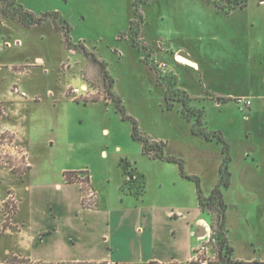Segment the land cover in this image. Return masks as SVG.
<instances>
[{"label": "rangeland", "instance_id": "rangeland-1", "mask_svg": "<svg viewBox=\"0 0 264 264\" xmlns=\"http://www.w3.org/2000/svg\"><path fill=\"white\" fill-rule=\"evenodd\" d=\"M18 2L37 15L60 13L72 28L71 39L76 48H68L63 33L56 31L51 22L32 29L10 18L6 20L7 28L0 26V43L5 34L11 35L12 43L17 38L23 42L20 47L4 49L0 56V63L4 65L0 87L6 92L17 81L10 72V64L24 66L25 75L18 83L30 97H35L34 102L28 103L26 126L37 161V183L53 184L62 180L64 172L89 170L96 184L114 191L118 189L126 161L140 171L155 170L159 163L142 155L141 144L131 136L132 124L124 121L118 112L109 95L111 90L122 101L127 114L138 122L142 134L166 143L167 154L184 160L185 167L200 177L204 189L207 182L211 183L214 171L219 174L222 145L216 138L206 141L193 134L194 120L185 118L182 103L170 100L167 94V75L176 76L175 88L185 90L192 97L193 108L204 110L203 123L207 130L232 124L237 127L229 138L233 155L230 165L234 170L241 164L244 149L252 144L240 138L239 128L247 124L251 111L244 102H234L232 97L249 96L255 112L261 101L264 104V5L258 0H250L245 9L229 15L217 8H230L235 0ZM135 11L143 18L138 41L145 49L140 50L134 47L130 30L131 21H140ZM0 19H4L1 7ZM176 52L189 55L200 68L192 70L190 65H177ZM38 57L44 60L42 65H35ZM148 58L164 63H160V80L146 61ZM46 68L48 75L43 71ZM74 74L82 75L91 88V95L74 98L70 90L80 87ZM49 90L54 91V97L48 96ZM214 95L231 101L217 107L215 101L208 99ZM257 97L260 102L256 101ZM263 106L253 115L261 127L264 126ZM6 110L8 120L11 112L7 107ZM104 129L109 130V137ZM256 143V148L264 150V137ZM4 172L0 168V174ZM85 178L86 175L81 176L82 180ZM224 194L234 257L264 261V182L244 188L234 179L233 186ZM95 198L94 193L92 200ZM251 198L257 199L255 217L249 205ZM241 213L250 219L246 224ZM2 218L4 221V215ZM16 244L0 228V264L13 260L5 248L14 249ZM210 256L212 263L218 262L217 246L210 248Z\"/></svg>", "mask_w": 264, "mask_h": 264}, {"label": "crops", "instance_id": "crops-1", "mask_svg": "<svg viewBox=\"0 0 264 264\" xmlns=\"http://www.w3.org/2000/svg\"><path fill=\"white\" fill-rule=\"evenodd\" d=\"M7 19L10 18L0 19L1 27H8ZM49 23L47 21L32 29L45 27ZM10 38H12L10 34L2 35L0 56L4 49L20 47L23 43L19 38L12 43ZM181 57L191 63L181 61ZM174 58V62L179 66L184 67V64H187L192 66V70L200 68L199 63L189 55L176 52ZM43 62L44 60L38 57L35 65H42ZM3 68L4 65L0 63V72ZM9 69L17 78L14 84L20 86L19 78L26 72L24 66L12 63ZM43 71L45 75L49 74L48 68ZM73 77L78 78L76 80L80 82V86L87 84L82 75L74 74ZM22 90L26 92V89ZM54 94V91H48L49 97H54ZM34 98L28 95V99L22 100L13 96L10 90L5 92L0 87V103L11 112L8 120L0 121V132L9 128L23 136L31 164L23 176L8 172L0 174V228L3 234L17 242L14 249L6 247L5 253L13 259L25 260L29 264H190L196 250L208 239L206 228H209L212 235V218L200 208L196 184L184 178L176 164L170 167L166 165L167 162L150 159L143 153L144 157L159 163L151 172L135 168L136 175L141 176L145 182L143 193H137L134 189H124L127 180L124 174L117 183L118 189L112 191V188L109 189L106 185L104 187L103 184H96L89 170L71 172L89 173V184L86 189L96 194V198L91 201L88 199L84 201L81 183H68L65 180L64 174L67 172L63 173L62 180L57 183H37L35 176L37 161L32 152L33 141L26 126L29 120L28 103L34 102ZM232 98L234 102H238L236 100L239 98L251 99L246 95H235ZM257 98L256 101L260 102V97ZM208 99L215 101L217 107L231 101L230 99L224 102L223 100L228 99L221 95L209 96ZM24 101L26 102L23 104ZM262 102L260 107L264 105ZM253 105L251 101V106L247 107L251 111V116L246 120L247 124L238 127L240 138L249 140L252 145L244 149L239 166L233 170L229 164L230 187L223 189V193L233 186L234 179L239 180L244 188L259 186L264 182V150L256 148L255 145L258 139L264 137V126L261 127L260 121L253 119V115L260 112V107L255 112ZM234 129L237 127L232 124L231 127H219L214 131L221 132L229 143ZM103 132L109 134L108 129H104ZM232 156L230 147L231 162ZM222 158L224 159V155ZM221 167L219 174L214 171L211 175V183L207 182L204 186L206 195L210 194L220 181ZM185 171L188 175L198 176L189 168L185 167ZM9 190L15 195L17 209L10 220V227L5 229L2 215ZM256 201V198H251L249 202L255 211L254 217L257 213L254 206ZM241 218L245 224L250 220L245 213H241ZM227 222L228 217L226 227ZM201 228L205 229L204 235H201ZM227 237L233 247L229 230ZM234 259L249 264H264V261H244L235 257Z\"/></svg>", "mask_w": 264, "mask_h": 264}, {"label": "trees", "instance_id": "trees-1", "mask_svg": "<svg viewBox=\"0 0 264 264\" xmlns=\"http://www.w3.org/2000/svg\"><path fill=\"white\" fill-rule=\"evenodd\" d=\"M260 4L264 5V0H258ZM250 3V0H235V5L230 8H217L223 11L225 14L229 15L233 11L237 9H245ZM216 6L218 3L215 2ZM0 7L2 11V15L4 18H13L18 20L25 27H36L44 24L49 21L53 24L54 28L58 32H62L64 35V40L70 48V50H76L74 43L71 39V26L67 23V21L61 16L60 13H47L37 15L32 11L24 8L18 0H0ZM239 7V8H238ZM136 12V16L140 19L131 21L130 30L132 33V42L134 47L138 50L145 49V47H141L138 41V36L140 33V25L143 22V18ZM140 22V23H139ZM83 51L88 52L83 44L79 45ZM93 56V55H92ZM149 56H152L150 51ZM94 57V56H93ZM148 64L151 65L152 69L158 75V79H161V69L160 63L155 60L146 59ZM105 71V68L102 67ZM105 73V72H104ZM106 78H109L105 75ZM167 94L170 100L179 101L182 103V115L189 119L190 121L194 120L192 132L194 135L201 136L206 140H212L216 138L218 143L222 145V153L224 155L222 167H221V179L218 184L214 187L210 194L206 195L203 187L201 179L198 176L188 175L185 171V162L179 157L169 155L166 152L167 144L161 141L151 140L149 137L142 134L138 122L129 116L122 104V101L114 96L109 91V95L113 98L118 112L121 114L124 121H130L132 124V132L131 136L134 141H137L141 144L142 153L145 156H148L150 159L163 161L167 163L176 164L179 167L181 175L193 181L196 184L198 200L200 208L203 212L209 214L212 218V237L214 239V243L212 246H217L218 248V264H249L246 262L237 261L234 259V248L231 246L228 237H227V204L224 199L223 189L230 187V177L231 173L229 171V164L231 162L230 157V145L228 141L225 139L221 132L209 131L205 127L203 123L204 110L195 109L191 106L190 102L192 97L182 89L175 88L178 80L176 76L167 75ZM111 84L109 85V88ZM222 100V99H220ZM224 102L229 100H223ZM237 101V100H236ZM124 177L127 179L124 183V189H134L137 193H143L145 189V182L141 176L136 175L135 167L130 164V162L126 161V165L123 170ZM82 175H86L85 180L81 179ZM129 177V179H128ZM64 178L68 183H83V192L84 196L87 192L86 187L84 186L89 184V173L87 171L83 172H67L64 174ZM132 178V179H131ZM85 201V198H84ZM9 264H29L25 260L13 259ZM256 264V263H252Z\"/></svg>", "mask_w": 264, "mask_h": 264}, {"label": "built area", "instance_id": "built-area-1", "mask_svg": "<svg viewBox=\"0 0 264 264\" xmlns=\"http://www.w3.org/2000/svg\"><path fill=\"white\" fill-rule=\"evenodd\" d=\"M8 47L9 44H8ZM10 93L13 96H16L19 99L26 100L28 99V94L23 91L18 84H14ZM70 93L74 98H84L91 95V88L89 85L80 86L70 90ZM244 102L246 107L251 106L250 99H238V103ZM8 116L6 107L0 103V121L5 120ZM31 167L29 161V153L26 142L23 136L16 131L5 128L0 132V168H3L5 172H8L13 175L23 176ZM83 186V183H81ZM87 188V185L84 184ZM91 190L87 191L84 198L92 200L94 195ZM17 209V201L14 193H8L7 199L4 202L3 206V215H4V226L5 229L10 227V220L15 214ZM208 239L200 248H198L194 254L193 259L190 264H211L212 259L210 256V248L214 243V239L209 231V228H206ZM210 233V235H209Z\"/></svg>", "mask_w": 264, "mask_h": 264}, {"label": "bare ground", "instance_id": "bare-ground-1", "mask_svg": "<svg viewBox=\"0 0 264 264\" xmlns=\"http://www.w3.org/2000/svg\"><path fill=\"white\" fill-rule=\"evenodd\" d=\"M180 60H181V61H185V62H187V63H191L190 61H188V60H185V59H184V58H182V57L180 58Z\"/></svg>", "mask_w": 264, "mask_h": 264}, {"label": "water", "instance_id": "water-1", "mask_svg": "<svg viewBox=\"0 0 264 264\" xmlns=\"http://www.w3.org/2000/svg\"><path fill=\"white\" fill-rule=\"evenodd\" d=\"M200 230L203 231V232L201 231V235H202V234L204 235V231H205V229H204V228H201Z\"/></svg>", "mask_w": 264, "mask_h": 264}]
</instances>
